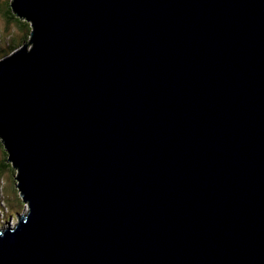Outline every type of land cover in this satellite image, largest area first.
I'll list each match as a JSON object with an SVG mask.
<instances>
[{
  "label": "water",
  "instance_id": "water-1",
  "mask_svg": "<svg viewBox=\"0 0 264 264\" xmlns=\"http://www.w3.org/2000/svg\"><path fill=\"white\" fill-rule=\"evenodd\" d=\"M10 7L0 264H264V0Z\"/></svg>",
  "mask_w": 264,
  "mask_h": 264
},
{
  "label": "rangeland",
  "instance_id": "rangeland-1",
  "mask_svg": "<svg viewBox=\"0 0 264 264\" xmlns=\"http://www.w3.org/2000/svg\"><path fill=\"white\" fill-rule=\"evenodd\" d=\"M11 1L0 0V57L9 55L30 40V23L25 19L19 20L11 11L9 3ZM23 21L29 24V27L22 24ZM5 28L10 29L9 33L5 32ZM10 165L6 159L2 158L0 152V230L7 228V221L11 217L12 224L16 225L19 223L18 215L30 213L29 204H24L17 188L18 171Z\"/></svg>",
  "mask_w": 264,
  "mask_h": 264
},
{
  "label": "trees",
  "instance_id": "trees-1",
  "mask_svg": "<svg viewBox=\"0 0 264 264\" xmlns=\"http://www.w3.org/2000/svg\"><path fill=\"white\" fill-rule=\"evenodd\" d=\"M10 3V2H9ZM1 11V10H0ZM12 11V10H11ZM18 19L19 20H22L21 18H19L18 17ZM26 21V20H25ZM22 24H25V25H27L28 27H29V24H27L26 22H22ZM9 28V27H8ZM8 28H5V32L6 33H9V31H10V29H8ZM30 28L31 27H29V30H30ZM13 52V51H12ZM6 55H8V54H6ZM5 55H3L2 57H0V59L1 58H3ZM0 152H1V155H2V158L3 159H6L7 160V163H10L9 161H8V159H9V154L7 153V151H6V148H5V146H4V143L0 140ZM11 164V163H10ZM12 165V164H11ZM10 165V166H11ZM12 167H13V165H12ZM14 168V167H13Z\"/></svg>",
  "mask_w": 264,
  "mask_h": 264
},
{
  "label": "clouds",
  "instance_id": "clouds-1",
  "mask_svg": "<svg viewBox=\"0 0 264 264\" xmlns=\"http://www.w3.org/2000/svg\"><path fill=\"white\" fill-rule=\"evenodd\" d=\"M25 204V203H24ZM12 218V217H11ZM10 218V219H11ZM18 218V217H17ZM10 219L7 221V225H8V222L10 221ZM11 224H12V220H11ZM13 225V227H15L16 225H14V224H12Z\"/></svg>",
  "mask_w": 264,
  "mask_h": 264
},
{
  "label": "bare ground",
  "instance_id": "bare-ground-1",
  "mask_svg": "<svg viewBox=\"0 0 264 264\" xmlns=\"http://www.w3.org/2000/svg\"><path fill=\"white\" fill-rule=\"evenodd\" d=\"M20 194H21V196H22V198H23L24 196H23V193H22L21 191H20Z\"/></svg>",
  "mask_w": 264,
  "mask_h": 264
}]
</instances>
